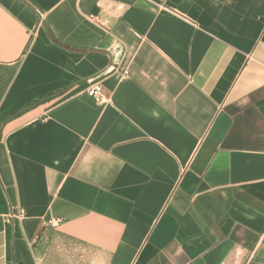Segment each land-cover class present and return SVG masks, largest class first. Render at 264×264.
<instances>
[{
	"label": "crops",
	"instance_id": "obj_1",
	"mask_svg": "<svg viewBox=\"0 0 264 264\" xmlns=\"http://www.w3.org/2000/svg\"><path fill=\"white\" fill-rule=\"evenodd\" d=\"M0 264H264V0H0Z\"/></svg>",
	"mask_w": 264,
	"mask_h": 264
},
{
	"label": "built area",
	"instance_id": "obj_2",
	"mask_svg": "<svg viewBox=\"0 0 264 264\" xmlns=\"http://www.w3.org/2000/svg\"><path fill=\"white\" fill-rule=\"evenodd\" d=\"M89 19L93 22H99L97 17L94 16V15H90L89 16ZM128 76H129V69L126 68L123 70L122 72V79L123 80H126L128 79ZM87 94L92 97V98H95L97 100H99L100 102H104L105 101V97H104V88H103V85H101L100 83H96L94 85H92L88 90H87ZM26 216V212L24 209L21 210V213H20V218L21 220H23ZM61 219H55L54 221H52V224L55 225V226H58L60 223H61Z\"/></svg>",
	"mask_w": 264,
	"mask_h": 264
}]
</instances>
